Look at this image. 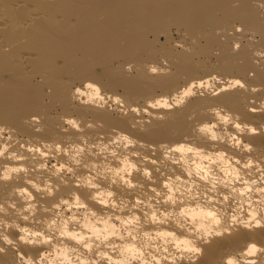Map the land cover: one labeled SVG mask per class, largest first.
I'll return each mask as SVG.
<instances>
[{
	"label": "bare ground",
	"instance_id": "obj_1",
	"mask_svg": "<svg viewBox=\"0 0 264 264\" xmlns=\"http://www.w3.org/2000/svg\"><path fill=\"white\" fill-rule=\"evenodd\" d=\"M85 80L104 94L83 91L77 104L73 89ZM214 110L230 115L232 134L252 151L218 147L264 158V0H0V148L25 157L0 158V167L41 162L30 150L42 142H119L123 134L210 148L195 129ZM63 159L43 162L51 169ZM20 183L0 182V202ZM249 240L264 243V230L212 239L197 264H218ZM38 251H9L0 264Z\"/></svg>",
	"mask_w": 264,
	"mask_h": 264
},
{
	"label": "clouds",
	"instance_id": "obj_2",
	"mask_svg": "<svg viewBox=\"0 0 264 264\" xmlns=\"http://www.w3.org/2000/svg\"><path fill=\"white\" fill-rule=\"evenodd\" d=\"M89 90L104 94L85 80L73 89V101L83 103L80 93ZM212 115L195 129L210 148L188 138L146 145L127 134L119 142L31 146L33 161L41 162L0 167V182L21 181L15 198L0 202V255L33 248L36 255L13 257L11 264H197L212 239L264 230V158H238L218 147L252 151L232 134L229 114ZM60 156L51 169L43 162ZM0 158L25 159L7 148ZM249 245L254 251L245 255ZM217 260L264 264V243L249 240Z\"/></svg>",
	"mask_w": 264,
	"mask_h": 264
}]
</instances>
